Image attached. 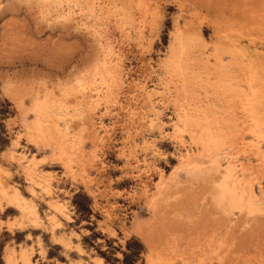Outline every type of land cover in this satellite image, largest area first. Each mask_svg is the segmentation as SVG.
Instances as JSON below:
<instances>
[{"label": "rangeland", "instance_id": "obj_1", "mask_svg": "<svg viewBox=\"0 0 264 264\" xmlns=\"http://www.w3.org/2000/svg\"><path fill=\"white\" fill-rule=\"evenodd\" d=\"M251 88L264 0H0V264H264Z\"/></svg>", "mask_w": 264, "mask_h": 264}, {"label": "bare ground", "instance_id": "obj_2", "mask_svg": "<svg viewBox=\"0 0 264 264\" xmlns=\"http://www.w3.org/2000/svg\"><path fill=\"white\" fill-rule=\"evenodd\" d=\"M107 40V39H106ZM107 44H108V42H107ZM108 46V45H107ZM179 51H180V49H179ZM181 52V51H180ZM184 52V51H183ZM176 53V52H175ZM182 54V53H181ZM180 55V54H179ZM184 55V54H183ZM110 56V55H109ZM118 59V58H117ZM171 59H173V58H171ZM175 59V58H174ZM185 59V58H184ZM168 60V59H167ZM209 60V59H208ZM117 61V60H116ZM176 62V61H175ZM174 62V63H175ZM173 63V62H172ZM173 66H174V64H173ZM187 66V65H186ZM114 67V66H113ZM177 69H178V67H177ZM183 70V69H182ZM176 71H178V70H176ZM181 71V70H180ZM184 72H185V70H184ZM178 73V72H177ZM180 75V74H179ZM253 75V74H252ZM254 77H255V75H254ZM254 77H251L250 79L251 80H253V78ZM254 81V80H253ZM249 82V81H248ZM251 82V81H250ZM252 84V83H251ZM250 84V85H251ZM248 86H249V84H248ZM256 88V87H255ZM253 88H251V92H253V95H252V98L251 99H247L246 101V103H247V107H248V111H249V115H250V117H249V119L251 118V121H252V126L255 128V129H260L261 128V126H262V123H264V110H263V112H260L258 109H257V105L259 104V101L257 100V92H256V94H255V92H254V90H252ZM258 89V88H257ZM256 90V89H255ZM98 95H99V93H97ZM250 94V93H249ZM249 94L247 95V96H249ZM251 95V94H250ZM102 96V95H101ZM151 96H152V94H151ZM246 97V96H245ZM259 97V96H258ZM152 98V97H151ZM150 100V99H149ZM261 102V101H260ZM94 103V102H93ZM95 104V103H94ZM47 107V106H46ZM261 107V106H260ZM263 107H264V105H263ZM37 108V107H36ZM246 108V107H245ZM262 108V107H261ZM43 109V108H42ZM245 110V109H244ZM35 111V110H34ZM247 111V110H246ZM246 114H248V113H246ZM245 115V114H244ZM186 116V115H185ZM233 116V115H232ZM248 116V115H247ZM180 117V116H179ZM178 117V118H179ZM198 117V116H197ZM190 118V117H189ZM200 120V119H199ZM153 121V120H152ZM207 121V120H206ZM245 121V120H244ZM41 122V121H40ZM185 122H186V120H185ZM236 122V121H235ZM248 122V121H247ZM199 123V122H198ZM248 124V123H247ZM251 124V123H250ZM188 125V123H185L184 124V126H187ZM263 126H264V124H263ZM248 127H250V126H248ZM252 127V128H253ZM41 129V128H40ZM174 129V128H173ZM205 129V128H204ZM201 130V129H200ZM210 130V129H209ZM252 130V129H251ZM181 131V130H180ZM212 132V131H211ZM177 133V132H176ZM258 134H260V133H258ZM211 136H209V137H213L212 136V134H210ZM263 136V135H262ZM261 136V137H262ZM196 137V136H195ZM258 137V136H257ZM259 137H260V135H259ZM208 138V137H207ZM195 139V138H194ZM197 140V139H196ZM200 140H201V138H200ZM220 140V139H219ZM213 141V140H212ZM218 141V140H217ZM16 142V141H15ZM202 142V141H201ZM205 143V142H204ZM209 143V142H208ZM208 143H207V145H208ZM211 143V142H210ZM209 143V144H210ZM215 143V142H214ZM219 143H221V141H219L218 142V144ZM233 143V142H232ZM15 144V143H14ZM17 144V143H16ZM216 144V143H215ZM214 144V145H215ZM213 145V144H212ZM214 145H213V147H214ZM204 146V145H203ZM216 146H217V144H216ZM208 147V146H207ZM210 147V146H209ZM219 146H217L216 148H218ZM221 147V146H220ZM206 148V147H205ZM208 148H206V150H207ZM211 149V148H210ZM219 149V148H218ZM214 150H216L215 148H214ZM220 150V149H219ZM218 150V151H219ZM211 152H212V150H211ZM9 153L7 152V155H8ZM13 155V154H12ZM24 155V154H23ZM22 155V156H23ZM15 157V156H14ZM13 157V158H14ZM19 157V156H18ZM11 158H12V156H11ZM20 160V159H19ZM32 160V159H31ZM29 161V160H28ZM189 161V160H188ZM27 162V161H26ZM25 162V163H26ZM27 165V164H26ZM24 166V165H23ZM21 167V166H20ZM25 167V166H24ZM23 167V168H24ZM27 168H28V166H27ZM26 168V171H27V173H28V176L30 177V183L34 186V187H40V188H42L43 190H45L47 193H48V195L50 194V192H51V190H52V187H51V185H50V183H45V182H40V181H37V180H35V177L33 176L34 175V173H33V171H31L30 170V168H28L27 169ZM233 168L234 167H232L231 166V163H229L228 164V173H229V175L231 176L233 173ZM5 170V169H4ZM235 170V169H234ZM22 171H23V169H22ZM25 171V170H24ZM227 171V170H226ZM236 171V170H235ZM7 172V171H6ZM1 173V172H0ZM26 173V172H25ZM36 173V172H35ZM227 173V172H226ZM231 173V174H230ZM6 175V174H5ZM9 175V174H8ZM14 175V174H13ZM25 175V174H24ZM38 175V174H37ZM41 175V174H40ZM236 176V175H235ZM232 177V179H233V182H234V184H235V186H236V184H238L239 183V180L235 177L234 178V175L233 176H231ZM42 178V177H41ZM4 179V178H3ZM3 179H1L2 181H4L5 182V179L3 180ZM37 179V178H36ZM44 179V178H43ZM0 180V181H1ZM25 180V179H24ZM47 181H48V178L46 179ZM2 181H1V184H3L2 183ZM58 181V180H57ZM84 183V182H83ZM3 186V185H2ZM226 187H228V186H226ZM239 187V186H238ZM27 189V188H26ZM237 189H239V188H237ZM1 190V189H0ZM16 190V189H15ZM28 190H29V188H28ZM6 191V190H5ZM32 191L33 192H35L34 191V189H32ZM228 191V190H227ZM238 191V190H237ZM251 191V190H250ZM249 191V192H250ZM31 191H29V193H30ZM231 192V191H230ZM233 192V191H232ZM245 192V191H244ZM7 193V192H6ZM32 193V192H31ZM38 193V192H37ZM24 194V193H23ZM33 194V193H32ZM245 194V193H244ZM252 194V193H251ZM251 194H249L250 196H251ZM254 194V193H253ZM13 195V194H12ZM11 195V196H12ZM227 195H228V193H227ZM233 195V194H232ZM4 196H6V195H4ZM28 196V195H27ZM256 196V195H255ZM37 197V196H36ZM230 197H231V195H230ZM247 197V196H246ZM9 198V197H8ZM30 199V198H29ZM38 199V198H37ZM56 199V198H55ZM249 199H250V197H249ZM254 199V198H253ZM241 201H243L242 200V198H241ZM230 202H232V199L230 200ZM235 202H237L236 200H235ZM29 203V202H28ZM59 203V202H58ZM26 204V203H25ZM232 204H234V203H232ZM53 205V204H52ZM235 206H240V204H234ZM34 207V206H33ZM30 204L28 205V206H26L25 208V214L26 215H28L29 217L31 216L32 218H37V212L34 210V208H33ZM106 210V209H105ZM20 217V216H19ZM22 219V218H21ZM52 219H54V217H52ZM19 221V220H18ZM20 222H21V220H20ZM54 222V221H53ZM13 223V222H12ZM11 223V224H12ZM15 223V222H14ZM14 226V225H13ZM21 226V225H20ZM53 230V229H52ZM52 232V231H51ZM57 235V234H56ZM54 237V236H53ZM72 243V242H71ZM30 252V251H29ZM100 261H101V258H100ZM20 262L22 263V264H31V262H30V259L27 257V256H25V255H23V254H21V260H20ZM8 264H20V263H18V262H8ZM99 264H102L101 262H99ZM104 264V263H103ZM159 264H162V263H159Z\"/></svg>", "mask_w": 264, "mask_h": 264}, {"label": "trees", "instance_id": "obj_3", "mask_svg": "<svg viewBox=\"0 0 264 264\" xmlns=\"http://www.w3.org/2000/svg\"><path fill=\"white\" fill-rule=\"evenodd\" d=\"M2 116L7 114V111L0 110ZM128 250L123 252V259L117 260L119 264H137L141 260V255L144 251L142 243H139V248L131 249L130 241H128Z\"/></svg>", "mask_w": 264, "mask_h": 264}]
</instances>
